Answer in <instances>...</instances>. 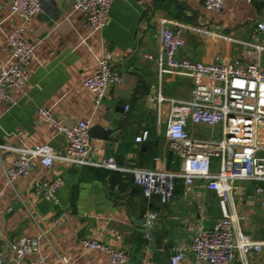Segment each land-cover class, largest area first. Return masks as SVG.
<instances>
[{
    "label": "crops",
    "instance_id": "obj_1",
    "mask_svg": "<svg viewBox=\"0 0 264 264\" xmlns=\"http://www.w3.org/2000/svg\"><path fill=\"white\" fill-rule=\"evenodd\" d=\"M42 2L43 11L27 31L36 44L34 57L24 65L29 80L23 88L13 89L12 101L0 102V256L11 258L12 243L27 236L39 240L49 264H111L104 251L82 244V239L91 238L126 251L133 261L165 264L163 257L169 260L175 248L189 245L197 226L212 227L222 211L217 193L200 179L190 190L184 179H178L172 199L163 203L158 194L147 199L131 172L181 168L166 122L159 120L149 97L161 88L165 96L187 99L195 81L175 71L160 72L158 18L165 16L182 25L186 43L179 57L211 63L218 53H226L245 63L258 59L264 67V49L252 45L264 47V35L256 28L264 18V0H227L221 11L207 9L202 0H114L107 25L97 33L75 8L76 0ZM12 3L0 0V67L15 63L4 48L7 32L21 22ZM104 46L123 81L98 103L85 81L100 65ZM39 107L51 109L64 125L91 119L92 128L99 127L92 135L94 164L57 158L46 168L37 161L29 176L10 183L6 169L21 149L45 144L56 153L67 149V137L40 119ZM108 129L113 132L104 139ZM189 129L199 137L221 135L220 128L190 125ZM143 130L150 132L149 138L137 142ZM110 156L124 170L98 165ZM58 177L62 179L58 202L35 193L37 181ZM255 186L256 182L239 183L232 209L239 216L240 229L264 241V208ZM149 210L157 211L159 218L148 239L144 221ZM249 260L264 264V252L249 255ZM185 264H193L192 258Z\"/></svg>",
    "mask_w": 264,
    "mask_h": 264
},
{
    "label": "built area",
    "instance_id": "obj_2",
    "mask_svg": "<svg viewBox=\"0 0 264 264\" xmlns=\"http://www.w3.org/2000/svg\"><path fill=\"white\" fill-rule=\"evenodd\" d=\"M227 0H202L209 10L221 11ZM251 3L254 0H235ZM114 0H76L75 8L84 13L92 33L102 31L108 23ZM12 10L21 22L10 29L4 40V48L15 59L11 66L0 67V102H10L12 91L23 88L29 80L24 65L32 60L36 44L28 39L27 31L33 19L43 11L42 0H13ZM161 49L157 56L160 72L175 71L191 77L195 83L190 97L181 99L165 96L162 89L150 98L155 104L160 121L166 122V134L171 149L180 157L178 172L132 169L135 183L143 189L147 199L155 194L168 203L178 179H184L187 189H192L198 179L217 193L221 217L212 227L200 223L192 242L174 249L171 264H185L191 257L193 264H251L249 255L264 252V241L254 239L238 226L239 216L232 209L239 183L256 182L255 195L264 208V67L258 59L243 62L230 54L218 53L213 62H203L179 57L185 46L182 25L165 16L158 18ZM256 28L264 35V18ZM256 50L263 46L252 44ZM148 56V55H146ZM111 51L104 46L102 60L94 73L85 81L86 88L96 95L100 103L110 88L123 81L112 63ZM129 105L126 110H129ZM42 121L55 127L68 140L65 152L56 153L49 144L21 149L12 166L6 169L10 183L29 176L37 161L50 168L55 159H64L81 165L94 164L90 160L93 150L92 120H82L74 126L62 124L47 107H39ZM190 125L220 128L221 135L199 137ZM150 132L143 130L137 142L148 140ZM217 164V165H216ZM112 170H124L115 157L110 156L98 164ZM216 165V167H215ZM62 185L60 177L42 179L34 184L38 196L58 202L57 192ZM159 213L149 210L144 221L145 236L151 238L152 227ZM82 244L89 249L104 251L111 264H149L147 260L133 261L126 251L113 248L96 239L84 238ZM13 255L0 256V264H49L40 252L39 240L21 237L12 243Z\"/></svg>",
    "mask_w": 264,
    "mask_h": 264
},
{
    "label": "water",
    "instance_id": "obj_3",
    "mask_svg": "<svg viewBox=\"0 0 264 264\" xmlns=\"http://www.w3.org/2000/svg\"><path fill=\"white\" fill-rule=\"evenodd\" d=\"M99 130V127L98 126H95V127H93L92 129H91V134L93 135V136H95V135H97L96 134V131H98ZM112 132H113V130L112 129H108V130H106L105 131V134H103V138L105 139V138H108L111 134H112ZM152 234V233H151ZM164 258V260L166 261V263L165 264H171L170 263V260H167L165 257H163Z\"/></svg>",
    "mask_w": 264,
    "mask_h": 264
},
{
    "label": "rangeland",
    "instance_id": "obj_4",
    "mask_svg": "<svg viewBox=\"0 0 264 264\" xmlns=\"http://www.w3.org/2000/svg\"><path fill=\"white\" fill-rule=\"evenodd\" d=\"M202 137V136H201Z\"/></svg>",
    "mask_w": 264,
    "mask_h": 264
}]
</instances>
